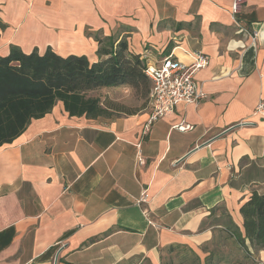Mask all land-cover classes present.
<instances>
[{
	"label": "crops",
	"instance_id": "obj_1",
	"mask_svg": "<svg viewBox=\"0 0 264 264\" xmlns=\"http://www.w3.org/2000/svg\"><path fill=\"white\" fill-rule=\"evenodd\" d=\"M231 4L0 0V56L51 48L95 62L100 41L126 39L145 67L209 57L194 76L206 97L147 129L150 100L97 118L58 101L1 145L0 264H264V249L245 239L243 250L226 231L244 236L240 207L264 195V120L253 114L264 97V0L235 14ZM181 120L193 129H175Z\"/></svg>",
	"mask_w": 264,
	"mask_h": 264
},
{
	"label": "trees",
	"instance_id": "obj_2",
	"mask_svg": "<svg viewBox=\"0 0 264 264\" xmlns=\"http://www.w3.org/2000/svg\"><path fill=\"white\" fill-rule=\"evenodd\" d=\"M5 27L0 20V29ZM97 54L98 60L91 62L84 55L61 56L51 48L24 53L11 46L7 55L0 56V146L11 143L32 119L49 113L58 101L70 116L97 118L123 111L92 94L102 89L129 88L145 107L151 82L144 73L145 61L129 50L126 39L116 44L100 41ZM240 213L244 236L231 227L226 231L243 250H247L245 239L253 250L264 249V195L254 192Z\"/></svg>",
	"mask_w": 264,
	"mask_h": 264
},
{
	"label": "built area",
	"instance_id": "obj_3",
	"mask_svg": "<svg viewBox=\"0 0 264 264\" xmlns=\"http://www.w3.org/2000/svg\"><path fill=\"white\" fill-rule=\"evenodd\" d=\"M246 1L232 0L231 12L237 13ZM208 62L209 57L207 55L202 52H195L190 63H184L172 56H167L162 58L158 65L148 64L145 67L144 73L151 82L149 100L152 108L145 126L146 129L152 122L171 112L177 103L198 104L206 97V93L197 86L194 76L199 70L205 68ZM253 114L264 120V97L257 102ZM246 124H252V122L242 121L235 125ZM174 128L186 132L192 130L193 125L181 120L174 125ZM145 198L146 194H142L140 200L143 201Z\"/></svg>",
	"mask_w": 264,
	"mask_h": 264
},
{
	"label": "rangeland",
	"instance_id": "obj_4",
	"mask_svg": "<svg viewBox=\"0 0 264 264\" xmlns=\"http://www.w3.org/2000/svg\"><path fill=\"white\" fill-rule=\"evenodd\" d=\"M45 14L53 15L54 13L47 11ZM92 94L99 96L104 104H111L113 107L119 106V108L123 110L120 112L112 110L108 115L110 117L124 114L125 111L138 110L143 104V100L135 95L131 89L126 87L102 89Z\"/></svg>",
	"mask_w": 264,
	"mask_h": 264
}]
</instances>
